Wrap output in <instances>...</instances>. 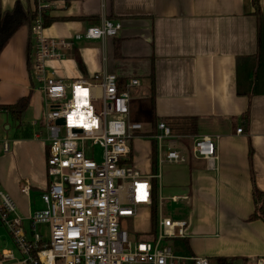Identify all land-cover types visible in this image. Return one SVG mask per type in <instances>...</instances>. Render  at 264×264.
Wrapping results in <instances>:
<instances>
[{
  "label": "crops",
  "instance_id": "obj_1",
  "mask_svg": "<svg viewBox=\"0 0 264 264\" xmlns=\"http://www.w3.org/2000/svg\"><path fill=\"white\" fill-rule=\"evenodd\" d=\"M45 1L55 2L47 16L54 19L45 32L49 38L72 39L103 19L122 24L117 37L78 42L50 67L66 83L102 71L117 75L121 84L140 81L131 93L130 119L143 124L147 136L131 142L130 163L144 176L153 175L157 146L148 136L159 122L172 128L186 161L157 168L156 195L162 214L171 203L176 208L169 218L187 224L185 238H176L187 248L184 257L264 264V221H249L257 211L255 191L264 194V71L257 57L261 23L256 14L264 16V0ZM38 2L0 0L3 14L16 11L0 53V104L30 97L22 120L0 113V180L11 196L29 187V196L22 194L27 198L49 184L47 135L42 130L36 137L32 126L44 122L46 109L30 76L27 15H34ZM243 67L246 74L240 75ZM261 82L262 92L255 93ZM205 136L219 138L214 169L192 155L193 142ZM142 211L149 213V229L139 233H154L152 207H142L136 217Z\"/></svg>",
  "mask_w": 264,
  "mask_h": 264
},
{
  "label": "built area",
  "instance_id": "obj_2",
  "mask_svg": "<svg viewBox=\"0 0 264 264\" xmlns=\"http://www.w3.org/2000/svg\"><path fill=\"white\" fill-rule=\"evenodd\" d=\"M54 7L55 2L39 0L34 10L29 61L31 79L45 99L44 122L32 126L36 137L42 130L47 135L49 184L39 194L41 206L26 216L0 189V264H211L205 257L174 254L166 243L185 238L187 224L164 216L159 201L161 212L150 241H135L122 228L123 220L152 207L157 194L153 181L160 178L159 173L144 176L130 163L131 142L147 136L143 124L130 119L131 93L140 81L121 85L119 77L107 71L72 83L59 79L50 63L65 60L78 42L117 37L122 24L103 19L100 26L72 39L49 38L46 17ZM148 137L157 146V168L186 161L166 122H159ZM217 139L205 136L192 145L193 157L212 169L219 160ZM2 150L9 152L8 142ZM21 192L29 196L30 188ZM171 200L179 202L178 197Z\"/></svg>",
  "mask_w": 264,
  "mask_h": 264
},
{
  "label": "trees",
  "instance_id": "obj_3",
  "mask_svg": "<svg viewBox=\"0 0 264 264\" xmlns=\"http://www.w3.org/2000/svg\"><path fill=\"white\" fill-rule=\"evenodd\" d=\"M256 6L258 8V2L256 3ZM16 11L13 12H6V13H2L1 12V4H0V31L1 36H0V53L2 52L6 42H7V38H8V33H10L13 30V26H15V22H14V14ZM257 17L260 20L261 23V29H260V48H259V56L258 59L261 61L259 64L260 69L263 68L264 71V16L259 12V10H257ZM30 27L32 25V22L34 20V15L33 16H29L27 15ZM54 19H51L48 17H46V23L47 25H50L52 23ZM242 73L245 75L246 74V69L243 67L241 69L240 75H242ZM124 85V84H121ZM260 88V89H259ZM254 92L255 93H260L262 92V82L261 85H259V87H255L254 88ZM30 101V97H25L23 99H21L20 101H18V103L14 104V105H1L0 104V113H8L10 114L14 119L16 120H22V116L25 113L28 104ZM157 174V167L155 165L154 168V172L153 175ZM154 186H155V191L157 188V180L153 181ZM254 197H255V203L257 205V211L256 213L250 217L249 221H254V220H258L261 219L264 221V194L255 191L254 193ZM158 214V195H156V192L153 196V204H152V222H153V231H155V220ZM218 262L220 264H226L228 262V260L226 259H219Z\"/></svg>",
  "mask_w": 264,
  "mask_h": 264
},
{
  "label": "rangeland",
  "instance_id": "obj_4",
  "mask_svg": "<svg viewBox=\"0 0 264 264\" xmlns=\"http://www.w3.org/2000/svg\"><path fill=\"white\" fill-rule=\"evenodd\" d=\"M97 106L99 107V105H97ZM0 189L9 195L11 194L9 191H7L4 188L3 184L1 183V180H0ZM31 194H34V193H31ZM13 195H14V193H12V196L10 195V197L15 202V204L17 206V210L22 216H26L28 213L27 212L28 210L37 209L38 207L41 206L39 194H36L35 196L31 195V198H27L26 196H23L20 193V190L17 189V190H15V196H13ZM175 208L176 207L173 204L167 203V206H165V208H163V209H165L163 212L164 216L174 218L173 212L175 211ZM158 212L160 215L161 208H158ZM149 217L150 216H149V213L147 211H142L140 213V215L134 219L123 220L121 222L122 228L127 230L130 233L131 238L135 241H138V242L150 241L153 233L149 234L148 231H146L147 233H145V234L139 233L140 230H148L149 229V223H148ZM38 229L40 231H43L42 226H39ZM2 236L5 237V235H2ZM166 244L173 249L174 254L176 256L184 257L187 255V248H186L185 244L183 243V241L178 240V239H173V240L167 241ZM5 245H9V244L6 243ZM211 264H216V263H215V261H211Z\"/></svg>",
  "mask_w": 264,
  "mask_h": 264
},
{
  "label": "water",
  "instance_id": "obj_5",
  "mask_svg": "<svg viewBox=\"0 0 264 264\" xmlns=\"http://www.w3.org/2000/svg\"><path fill=\"white\" fill-rule=\"evenodd\" d=\"M58 124H62V121H61V120H59V121H58Z\"/></svg>",
  "mask_w": 264,
  "mask_h": 264
}]
</instances>
